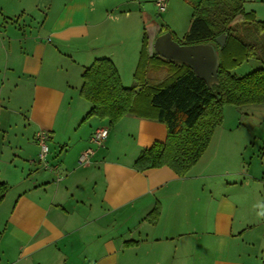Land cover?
<instances>
[{"label": "crops", "instance_id": "1", "mask_svg": "<svg viewBox=\"0 0 264 264\" xmlns=\"http://www.w3.org/2000/svg\"><path fill=\"white\" fill-rule=\"evenodd\" d=\"M9 1L0 0V178L10 186L0 202V264H264V198L246 201L211 181L207 208L191 213L206 189L200 179L210 178L195 168L219 154L220 139L185 176L168 166L138 170L136 158L166 137L165 124L87 117L92 104L80 93L82 71L101 57L133 84L143 42L155 52L163 27L182 37L199 0H168L166 24L154 0ZM245 1L264 18V0ZM103 126L97 147L90 138ZM40 130L54 168L39 160Z\"/></svg>", "mask_w": 264, "mask_h": 264}, {"label": "trees", "instance_id": "2", "mask_svg": "<svg viewBox=\"0 0 264 264\" xmlns=\"http://www.w3.org/2000/svg\"><path fill=\"white\" fill-rule=\"evenodd\" d=\"M245 0H199L193 4L189 29L180 43H214L219 54V82L209 86L187 63L149 53L143 42L131 86H124L109 57L96 58L82 71L81 95L92 106L88 116L157 118L166 126V137L144 148L134 162L138 170L168 166L185 176L208 148L215 128L223 121L225 104H264V19L245 9ZM167 31L166 27L161 32ZM226 34L221 47L216 37ZM255 58L262 66L244 75L231 68ZM166 70L165 77L151 82V70ZM150 70V71H149ZM151 80V81H150ZM10 186L0 178V202ZM157 209L153 211L156 212Z\"/></svg>", "mask_w": 264, "mask_h": 264}, {"label": "rangeland", "instance_id": "3", "mask_svg": "<svg viewBox=\"0 0 264 264\" xmlns=\"http://www.w3.org/2000/svg\"><path fill=\"white\" fill-rule=\"evenodd\" d=\"M1 1L4 2L6 0ZM11 1L13 0H10L9 2ZM244 6L246 10H252L247 3H245ZM256 15L258 16V14ZM190 17L191 14H189V18ZM157 19L160 23L166 24L165 12L158 15ZM184 26L185 27H183L182 24H179L177 26L179 30L178 32H184L187 25ZM179 34L182 36L183 33ZM261 66V60L249 58L231 68L230 71L236 75H244ZM165 75L166 70L164 68H161L158 71L151 70L150 78L152 81H150L158 82L162 80ZM256 110L259 111L256 112ZM262 112H264V106H258L256 108L254 105H224L223 121L221 125L215 128L211 138V140L213 139V144L216 142V140H221V143L219 142V145L216 146L219 154L215 155V153H213L211 156L209 155L210 159L205 166L195 168L198 170V172L209 174L210 178H206L205 180L200 179V186L202 185L206 189L199 194V196L202 198L201 202L193 200V208L190 207L191 213L193 210H195L194 208H199L201 206H206L207 208V203L209 202L210 198L209 188L207 187L210 186L209 182L211 181L217 182L219 187H221V191L225 192L226 194L239 196L246 201L253 200L255 198L258 199V202L263 201L264 195L259 194L260 190L264 189V184L261 182L262 177H264V168L262 167L264 160L262 158L263 154H260L261 150L264 149L263 141L260 140L263 134V127L259 124L262 122L259 120V116L262 115ZM0 136H2V134H0ZM250 170L252 174H256V176H258L256 179H254L252 176H247L246 173ZM236 171H239L240 173L236 174ZM216 172H224V174L219 177H211V175ZM247 180L248 182H244ZM227 181L231 184L227 183ZM202 182L205 184H202ZM77 261L79 262V259H77ZM60 262H63V260H60Z\"/></svg>", "mask_w": 264, "mask_h": 264}, {"label": "water", "instance_id": "4", "mask_svg": "<svg viewBox=\"0 0 264 264\" xmlns=\"http://www.w3.org/2000/svg\"><path fill=\"white\" fill-rule=\"evenodd\" d=\"M226 37V34H221L215 40L222 47ZM154 51L165 59L189 64L209 86L219 82V54L214 43H180L167 31L155 39Z\"/></svg>", "mask_w": 264, "mask_h": 264}, {"label": "built area", "instance_id": "5", "mask_svg": "<svg viewBox=\"0 0 264 264\" xmlns=\"http://www.w3.org/2000/svg\"><path fill=\"white\" fill-rule=\"evenodd\" d=\"M154 3L158 9V11L160 13L164 12L167 9V5H168V0H154ZM109 133V129L108 127H98L96 128L92 135H91V142L97 146V147H103L105 144V140L108 136ZM36 141L40 144V153H39V160L41 162H43V164L47 167H49L50 165L48 164V162L46 161V156L49 152V146L47 143L48 140V133L45 130H40L37 132L36 136ZM95 152L94 147L90 146L87 149H85L80 157H79V162L80 163H87L91 157V155H93ZM53 166H50V168H52ZM54 168V167H53Z\"/></svg>", "mask_w": 264, "mask_h": 264}]
</instances>
